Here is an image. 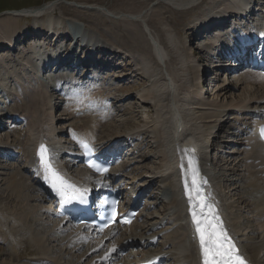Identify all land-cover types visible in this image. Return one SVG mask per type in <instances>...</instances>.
Wrapping results in <instances>:
<instances>
[{"label": "rangeland", "instance_id": "374dc122", "mask_svg": "<svg viewBox=\"0 0 264 264\" xmlns=\"http://www.w3.org/2000/svg\"><path fill=\"white\" fill-rule=\"evenodd\" d=\"M250 1L251 11L253 12L250 21H253L255 25L264 19L262 5L264 4V0ZM144 3V0H0V30L5 29L8 32L7 34L5 31V36L3 35L0 38V47L2 49L0 51V88L2 89L8 88V85L11 84L12 88L10 91H14L12 82L7 83L9 79H1L5 68H10L11 66L23 68L26 64L29 66L32 65L34 60L32 52L34 49L38 48L39 50L41 48L42 51L46 52V55L52 56L64 50L65 47L72 48L74 46V43H69L70 41L68 39L64 40L65 42H62L57 49L52 50L51 46L53 42L46 44L41 41L30 40L27 45H23L22 42H19L17 49L14 51H4L2 48L4 47L2 45L5 44L4 37L10 36L11 31L14 32L13 34L17 35L23 28H33L34 26L40 27L43 32L48 31L45 27V19L47 18L46 13L44 18H34L33 21L31 19L28 21L25 15L13 11L22 10L30 12L34 9L41 7L46 8L48 5H52L51 8L54 10V16H52L54 18L61 16L60 19L63 21L62 24L55 27L56 31L61 29L58 32H64L63 35H70L72 41H74L70 27L73 30L79 28L80 31L83 32L85 38H88L94 33V35H96L95 37H97V42L103 45L114 46L117 52H119L118 55L122 57V59L111 60V58H106V60L111 61L112 64L116 63L121 67L122 70H118L117 73L111 71L108 75L106 73L98 75L97 73L95 76H90L88 73L85 76L87 70H80L78 74H72L67 70L59 72L58 74H53V70L47 71L46 76H38V78L40 77L39 80L42 78L43 86L45 87V81L47 79L52 81L61 74H72L75 77V81L78 82L76 87L82 88L80 92L85 91V89L91 92L93 88V91L98 90L100 92L103 101L109 108L107 109L106 119L96 128L94 140L99 144L102 142H109L115 139L114 137L118 139L124 138V142L127 143L120 142L118 146L120 147V151L124 153V161L123 164L117 166L114 175L122 174L120 176L123 178L124 188H126L128 194L133 195L141 190H146L144 198L147 202V208L142 212L141 218L138 220L137 224L125 230L123 233H115L116 235H114L110 241L104 242L103 238L99 236L91 237L81 229H78V233H80V236H86L88 238V244L81 240L76 241L79 238L72 234L74 231H71L72 229L69 228L70 224L63 226L65 222L55 217L52 213L49 201L43 198L41 193L37 192V179L32 175L33 170L29 169L31 168L29 162L24 161L25 158L23 156H20L21 159L8 158L0 160V236L2 237L1 233H5L4 238H0V264H92V260L97 258H99L98 260L100 262L105 260L106 256L111 252V248H115V246L112 245L115 242L121 245L125 244V240L140 241L145 239L148 241L152 238H156V241L154 245H150L146 251H162L165 254H170L168 255L170 260L169 264H179L180 262L183 264H192L191 261L187 259V257H189L188 255L187 257H182L178 255L175 250V244L184 234L179 228L180 226L183 228L187 223L184 216L182 217L181 211L173 205V200L177 198L176 192L179 191V186L178 181H176L177 178L174 179L175 172L169 171L170 169L166 167L169 157L166 159L165 156L168 155V152H173L174 149L173 147L163 144L165 136L164 133L160 131V124H157L162 108L153 100L152 93L150 92L152 81L157 79L156 81L166 84V76H173L172 70L178 69L179 74L177 75L178 77L175 76V82L182 86H184V83L192 84V88L190 90L188 89L189 92H187L188 90L185 92L183 90L179 91L180 97L184 100L187 97L190 98L194 93L197 94L199 92L200 99L195 103L185 104V101L180 98V100L183 101L182 103L185 104L183 105L184 111L187 110L186 114L191 118L190 120H194H192L193 123L192 121L189 122V125L190 123L192 126H197L196 124H199L198 131H195L196 133H199L202 129L206 130L204 128L208 126V124L213 125V123H210L213 117L217 118L219 115V117H222L225 112L228 113V116H235L233 109L237 107L238 103L244 98H250L256 105H263L264 110V91L259 90L261 89L260 86L258 88V86L246 87L243 84L239 85L236 80V76L239 74H230L228 70H224L225 68H219L220 65H223V62L217 59V57L216 60H211L212 58H207L205 56V52L200 48V43L207 42L212 38V34L207 33L203 39L208 37V40L205 41L202 39V42H200L201 40L199 38L196 40L191 38L193 33H197V27L203 21L202 15L207 11L210 12V14L213 12L211 14L212 16L217 14L218 12L216 11L220 9L223 10L225 2L219 3L217 6L213 0H199V3L190 9H186V7H174V5H168L167 2L163 4L159 0L150 4V6L148 2L146 4ZM82 5L87 6L81 9L83 7ZM90 5H99L105 7L108 11L110 10V12L119 11L124 12V14H131L132 12L130 13V9L132 7H136L140 10L143 8L144 18L139 20V22L113 20L112 17V19L107 17V15L103 14L101 11L97 12V10H93L92 7L91 9ZM142 21L145 22L147 27H145V24H142ZM241 26L243 25L240 24L237 28L239 29ZM169 32L176 38V43L181 46V48H178V51L180 50L183 56L188 59L182 65L177 61V52L174 51V48L169 44L167 38V33ZM157 39L158 41H156ZM152 41H156V43H152ZM158 43L167 57L163 62H158L155 56L154 44L156 45ZM79 44L78 46H74L78 49V52L85 51V44ZM88 44L86 45L90 47V41ZM214 52L218 53L215 50ZM140 56L149 59L147 61L151 64L150 68L151 66L153 67L152 69L161 66L160 69H163H154L155 71L153 74L152 72L144 74L138 65V58L140 59ZM201 58L207 61L205 62L201 60ZM28 59L30 60L26 63L25 61ZM25 69L26 67L23 68L24 73L32 75V78L36 77L33 69ZM124 69L128 72L125 73L123 71ZM91 70H93V68ZM183 70L184 72H182ZM110 75H112V77ZM13 80L15 83L18 82L22 90L25 88V84L21 81ZM239 83L249 84L246 82ZM165 86L164 93L166 94L170 92V89L167 88V85ZM45 89L47 93H49L48 97L52 98V100L46 101L44 97V100H41L40 103L43 105L42 118H49L50 120L48 122L55 130L52 147H56V149L60 150L59 158L62 161V166L67 172V177L74 182L79 181L88 183L91 181L89 176L78 179L81 177L78 171L82 170L83 172V168L77 164V161H75L72 156L63 157L61 154L62 149L71 142L69 135L73 126L77 127L82 120L72 115V113H70L69 116L68 113L65 112L68 96L76 93L74 92V86L65 85L61 90L58 89L57 91L49 90V88ZM18 91L21 90L16 89L14 95H9V97L11 96L10 98L8 95H3L0 92V112L19 111L21 107H24L25 101L18 99L19 97L16 96ZM28 93L26 95H28ZM145 93H148L149 96L145 95ZM11 98L13 100H11ZM49 111H53V114ZM81 112L82 110L78 108L75 113L76 115H80ZM220 112L223 114L221 113V115ZM48 113L50 117H48ZM27 114L30 113H26L23 117L26 121L18 123L17 125L1 128L0 138L14 145L17 140L16 131H14L15 128L20 127L17 129L26 131L27 134L28 126L30 125V121L28 122V120L31 115ZM251 118H253V115L243 117L248 123L251 122ZM239 119H241V117ZM191 125L188 127L190 128ZM240 125L242 127L239 126V128H243V124L241 123ZM35 127H37V129L39 128L38 126ZM39 129L43 133L39 131ZM39 129V133H46L43 131L44 129ZM223 129L224 131L219 134V140L209 139V137L207 139L206 149L208 153L206 155L207 161H204V163H206L205 173L211 178L222 206H226V216L228 220L232 221L234 224L233 229L236 231V234H234L235 239H237V242L242 243L241 245L239 244L240 247L249 253L252 247L257 246L259 253L255 255V261H257V264H264V230L260 229L261 225L257 219V215L253 213L254 203L256 201L250 200L248 190L245 189L248 172H252V168L246 167V164H244V159L247 155V152L244 150L247 148V145L244 140H237L234 144H229V142H226L228 141V139L226 140L228 133L225 126ZM61 132L67 135L61 137V135H59ZM236 135H238V133ZM231 137L234 136L231 135ZM246 137L248 136L245 135L244 138ZM25 140L27 141V136L24 138V141ZM18 141L19 140H17L16 143ZM216 145H219L218 151L212 150L214 147H217ZM69 146L71 147L69 149L71 155H76L73 145ZM67 167L70 168V171H68ZM18 172L26 176V180H28V184H30L31 187L27 186L29 188H27V198L24 196L26 200H17L15 197L12 198L13 194L8 190L12 180V175L10 174ZM213 195L215 196V193H213ZM3 196H8L12 203L8 201V198ZM3 198L7 200H3ZM11 198L16 201H13ZM21 200H23V202ZM16 202H18V204ZM250 202L251 205H248ZM30 213L31 215H29ZM27 214L28 217H26ZM13 215L14 217H12ZM23 216L27 218V222H25ZM18 218H22L23 221H19L18 223V220H16ZM262 223H264V221H262ZM36 237L42 238L43 243L35 242ZM11 239L14 240L13 246ZM187 240H193V235ZM129 243L130 242H128V244ZM41 248H45L46 253H44ZM18 249L21 258L12 261L9 254H11V252L12 255L16 254ZM22 254H24V256H22ZM142 256V252L131 254L124 259V263L131 260L137 261L141 259ZM120 261H123V259Z\"/></svg>", "mask_w": 264, "mask_h": 264}, {"label": "bare ground", "instance_id": "6f19581e", "mask_svg": "<svg viewBox=\"0 0 264 264\" xmlns=\"http://www.w3.org/2000/svg\"><path fill=\"white\" fill-rule=\"evenodd\" d=\"M144 1H145L144 4H146L148 2V5L150 6V4H152L154 2H157L158 0H144ZM159 1L161 3H163V4L164 3L166 4V2H167L168 5H174V7H186V9L187 8L190 9L191 7H194V6H196L199 3V0H159ZM213 1L217 4V6L219 5V3H222V2H225L226 4L224 3L225 6L223 7V10L220 9L219 11H216L218 13L213 15V16L211 15L213 12L211 14L208 11L206 13H204V15H202L203 21L200 23V25H198L199 28L204 26V28L207 30L209 24H214V23L223 21V19L228 17L230 14L237 15V14H241V13L245 12V15H248V14L251 15L250 19L252 17L253 12L251 11V7H250L251 1L250 0H213ZM262 5H263V10H264V4H262ZM82 6L83 7L81 9H84L87 5H82ZM51 7H52V5H50V6L48 5V7H46V8L41 7V8H38V9H34V10L30 11V12L22 11V10L21 11L20 10L13 11V12L21 13V14H23L25 16L32 15L34 18H40V17L44 18L46 16L45 15V13H46L47 14V18L45 19V27L48 29V31H47L48 36L49 35L62 36L64 34V32L61 33V32L56 31L55 27H58L60 24L63 23V21L60 19L61 16L60 17H56V18L53 17L54 16L53 15L54 14V10H52ZM91 7L93 8V10H97V12L101 11L103 14H106L107 17H110V18L112 17L113 20L114 19L115 20H122V21L123 20H129V21H138L139 22V20H142L144 18V13L142 11L143 8L140 10V9H138L136 7H135L136 9L134 7H132L130 9V13L132 12L131 14H124V12H119V11L110 12V10L108 11L105 7H101L99 5H90V8ZM249 11H250V13H249ZM237 22L238 21H234V22H232L229 25V27H226L227 30L221 32V35H222L221 37H219V38L216 37L215 38L212 35V38H210L209 40H208V37L203 39L205 41L206 40H208V41L205 42V43H200V48H201V50H203L205 52V56L207 58H212L211 60H216V55H218L220 53V51H221L220 49H223L224 51H226L227 53H230L233 56L234 55L236 56V53H239L241 51L242 47H243L242 51H245V46L247 44V43H245V41H247L249 39V37L251 39H253L255 37V33L253 31V26L250 27L249 25L245 24L244 21H241V20L239 21L238 25L241 24L243 26L239 27V29H238L237 28L238 25H235ZM142 24H145V22L142 21ZM259 25H260V28H263V32H264V19H262L259 22ZM34 27L37 30L40 29V27H38V26H34ZM61 27H62V25H61ZM145 27H147L146 24H145ZM247 29H248V32H250V36L249 37H244V36H242V34H235V35L233 34V33H238L237 31L245 32ZM27 30H28V28H23L21 30L22 32L23 31L26 32L23 36H27L29 34L27 32ZM5 31H6L5 29L4 30H0V38L3 35L5 36ZM37 32H39V31H37ZM13 33L14 32L11 31V35L10 36L4 37L5 38V44L7 46L12 47V46L15 45L13 43H18L16 39H17V37L20 34L15 35ZM7 34H8V32H7ZM60 34H62V35H60ZM227 34H229V35H227ZM232 34H233V38H234V43H230L229 42V39H230ZM95 36L96 35H94V33H93L91 36H89V38H90L91 41H95L98 44L99 42H97V40H96L97 37H95ZM167 36H168L167 38H168L169 44L174 48V51L177 52V54L175 52V54L177 55L176 56L177 57V61L181 65L184 64L188 59H186V57L183 56V53L180 50L178 51V48H181V46H179L176 43V38L172 34H170V32L167 33ZM191 36H193V37H191L192 39H194L196 37H200L201 38L202 37V33H200L199 35L194 34V35H191ZM27 38L30 39L29 36ZM27 38L25 40L26 41L25 43H28ZM62 39L71 40V36L70 35L68 36V34H65V35H63ZM90 40H88V41H90ZM203 40H201L200 42H202ZM156 41H158V39ZM156 41L155 42L152 41V43H156ZM159 46H160L159 43L156 44V45L154 44V52H155V56H156L158 62L159 61L163 62V61H165L164 59H167V57L164 54V51H162V47L160 48ZM1 50L2 49L0 47V51ZM3 50H5V48H3ZM214 50L216 52H218V53H215ZM112 51H113V49H112ZM108 53H109V55L110 54H118L117 50L115 48H114L113 52H111V49H109ZM108 53H106L105 55H107ZM32 54L34 55V60L35 61L32 62V65L29 66L26 63L30 59L26 60L25 61L26 62L25 63L26 66L25 67H26V69L28 67L29 68L31 67V68H33L34 71H36V69H37V71L39 73H41L43 68H44V65L42 66V61L45 60V59L47 60V58H49L51 55H46V52L42 51L41 48L39 50H38V48L34 49ZM55 54H53V55H55ZM118 57L119 56L117 55L116 58H118ZM28 58H30V57H28ZM136 58H137V56H136ZM25 59H27V58H25ZM104 59L106 60V58H104ZM119 59H121V57ZM147 60H149V59H147L144 56L143 57L140 56V59L138 58V65H139V67L141 68V70H142V72L144 74H148V72H152V74H153L155 70H162L163 69V68L160 69L161 66L160 67L157 66V68H154L155 70L152 69L153 68L152 66L150 68L151 64ZM201 60H204L205 62L207 61L206 59H203V58H201ZM136 64H137V62H136ZM25 67L23 66V68H25ZM23 68L12 67V66L10 68H5L4 74L1 77V79H5V80L9 79L7 83L12 82V86H14L15 90L16 89L17 90H21V91H18L16 96L19 97L18 99H21V100L25 101L24 107L23 108L21 107V110L13 111L12 113L16 112L15 113L16 116L18 115L20 117L21 116H25L26 113H30L31 114V115L27 114V115H30V119L28 120V122L30 121V125L28 126V130L26 129L28 131V133L26 134V131H22V130L17 129V128H20V127L15 128L14 131H16L15 132L16 139L19 140V141L16 143V141H17L16 140L15 144L11 145V146L17 150V153H19L21 156H23L25 158V161H27L31 165L35 166V168H37L38 171L41 172V171H43V169H42V167L39 164V160H38V157H37V150H38L39 146L43 143L47 147V149L49 150V156L51 158V162L53 164V167L64 178L65 175H67V173L59 168L58 157H57L58 151H56L53 148L49 147V145H51V140L54 137V131L55 130H54L53 126L50 125V123L48 122L50 120L49 118H46V119L44 117L42 118L43 105L40 102H41V100H44V97H45L46 100H48V98H49L48 95L49 94L45 93V90L43 88L42 79L39 80L40 77L38 78V76L32 78V75H30V74L27 75L26 73H24ZM151 69H152V71H151ZM166 69H167V67H166ZM118 70L120 71L122 69H118L117 68L115 71L111 69V71H113L115 73H117ZM180 70H182V69H180ZM111 71L109 70L107 72L110 74ZM123 71L125 73L128 72L125 69ZM182 72H184V70ZM108 73H106V74L108 75ZM172 74H173V76H171V75H170V77L166 76L167 77V79L165 80L166 84H164V83H162L160 81H156L157 79L156 80L154 79L152 81V84H151V87H150L151 88L150 92L152 93L153 100L158 104L159 107L161 106V108H162V109L160 108L161 111H160V115H159V119H158V123H157V124H160L159 125L160 131L162 133H164V136H165L164 143L163 142H161V143H163V144H165L167 146L173 147V149H174L173 152H168V155L165 156L166 159L169 157L167 159L168 163H166V165H167L166 167L170 168L169 171H174L175 172L174 179L177 178L176 181H178V186H179L178 189L180 188V190L176 192L177 198H175L173 200V205L175 207H178L180 209L182 215H185V218L187 216L188 221H189V226H188V224L186 226L184 225L183 228H182V226H180L179 229L181 231H183L184 234L182 235L183 237H181L179 239V241L175 244L176 245L175 248H176V251L178 253L180 252L181 254L185 255L186 257L188 255L189 257H187V259H189L192 264H203L202 254H201L200 247H199L198 236H197V240L195 242H190V241L187 240L188 238H191L192 235H194L195 226L193 225L192 220H191V215H190V211H189V204H188V198H187V195L185 194V190H184V180H185V176L187 175L189 185L191 186V172L188 169V159L189 158H192L194 161H197V160L200 161L201 160V162H198V163L196 162L197 165H198V168L200 170L202 169L201 170L202 171V175H204V172H206V170H205L206 163H204V161L205 162L207 161V156L206 155L208 153V151L206 149V144H207V136H206V134L209 131L208 134L211 137L214 136V140H219L220 139V138H218V137H220V135H219L220 133H215L216 129H214V127L218 124V120L220 118L219 117L220 115L219 116L217 115L218 116L217 118L213 117L212 122H210V123H213V125L208 124V126H206L207 128L206 127L204 128L206 130L202 129L201 131H199V133L195 132V131H198V128H199L198 125L199 124H196L197 126H195V125L192 126L191 123H190L191 127L189 128L188 127V126H190L189 122H191L193 119L190 120L191 118L186 114L187 110L184 111L183 105L197 102L198 99H200L199 98V94H198L199 92L197 94L194 93L190 98L187 97V98H185L183 100V98L180 97L179 91L183 90L185 92L188 89L190 90L192 88V84H189V83L185 84L184 83L183 84L184 86H182V85L177 84L175 82V80H174L175 76H177L179 74L178 73V69L177 70L174 69V71L172 70ZM155 75H158V74H155ZM164 75H167V74H164ZM110 76L112 77V75H110ZM10 78H13L15 80L21 81L23 84H25V88L22 90V87L18 84V82L15 83V81L13 79H10ZM65 78L66 77L61 76L57 80V82L61 83L63 80H65ZM236 80H237V83L239 85L243 84L246 87L258 86V88L260 86L261 89H259V90L260 91H264V77L261 76V75L254 74V73H251V72H244V73L239 74L236 77ZM239 82H246V83H249V84H244V83H239ZM165 85H167L168 86L167 88L170 89L169 93L167 91H165V92H167L166 94L164 93V89L166 87ZM11 88H12L11 84H9L8 88H3V89L0 88V92L3 95H11L10 94V89ZM189 90L187 92H189ZM145 92H147V91H145ZM27 93H28V95H26ZM92 95L94 96L92 98H95L99 102H97L96 104L92 103L91 105H95V107L94 108L91 107L90 110H87V111H85V112H83L81 114L80 119H82V120L79 122V124H78L79 126L78 125H77V127L73 126L74 127L73 130H74V132L77 135H79L80 138H78V139H83V140L87 139V140H90L91 142H93L95 144L96 142L94 141V134H95V130H96V125L98 123H100V121H98V118L107 116L106 113H105V111L107 109H105L106 106L103 103L102 96L98 92L95 91ZM145 95H148V93L147 94L145 93ZM188 96H190V95H188ZM183 97H184V95H183ZM180 98H182V100L185 101V104L182 103L183 101L180 100ZM87 99H88L87 96H82L81 95L82 104L90 105L91 102H88ZM247 102H253V101L250 98H244L243 100H241L238 103L237 107H234L233 110H237L235 108H239V106H241V105H243V104H245ZM78 105H79V103H77L76 100L70 99V102L66 106L68 108V112H69L68 115L69 116H70V113H72V115L77 117V115L75 114V109H76V107ZM187 107H188V105H187ZM239 109L241 110V114H240L241 116H243L245 111H247V109H245V110H243V108H239ZM255 109H257V107ZM52 112H50V113H52ZM221 113L222 112H220V114ZM20 117H18V119H21ZM48 117H50V114H49ZM239 118H240V116L235 117L234 118L235 122L231 123V124H230V122H228L227 125L225 126V128L227 130V133H229L230 130L232 129L231 126L234 125V127H233L234 133H232L234 137H233V140H231V141L229 140V144L232 143V142L235 143L237 140H244L246 142L247 148L244 151L247 152L246 153L247 155H246V157L244 159L245 160L244 164H246V167L248 166V167L252 168L251 169L252 172H248L247 185H246L245 189L248 190V195H249L250 200L251 201H256L254 203L255 204L254 209H253L254 212L253 211L252 212L257 215V219L259 220V223L261 225L260 229L264 230V223H262V221H264V216H263V214H264V195H263L264 194V181H263L264 180V143L258 137V130H260L259 126L264 124V115H262L261 113L256 114L254 116V118H253L254 119L253 126L250 127V128H247L248 125L246 124V122L242 118L241 119H239ZM193 121H192V123H193ZM51 122H53V121H51ZM241 123L243 124V128H239V126L242 127L240 125ZM51 124H54V123H51ZM180 125L183 127V130L181 132L178 130V127ZM35 126H38L39 128L44 129L43 131L46 132V134L45 135L42 134L43 132L38 128L39 131L42 132V133H39L37 127H35ZM14 131H13V133H14ZM223 131H224V129H223ZM253 131H254V134L252 135ZM245 132H249L248 135H251L250 136V140L248 139L249 137H246V138L243 137ZM158 133H159V131H158ZM237 133H238V135H236ZM61 135L63 137L65 135V133L62 132ZM26 136H27V141L26 140L24 141V138ZM114 138L116 140H118L117 137H114ZM1 139L2 138H0V141H1ZM216 146L217 147H214L213 150H217L218 151L219 145H216ZM182 164H183V168L181 167ZM16 168H17V166H16ZM67 169H68V171H70V168L67 167ZM78 172L81 174V177L78 178V179H83L84 177L90 176L89 173L87 171H85V170H83L84 174H83L82 170H80ZM10 175H12V178H11L12 180H11L10 186L8 187V190L11 192V194H13L12 198L15 197V198H17V200H19V199H23V200L25 199L26 200V198H27L26 194H27V188H28L27 186L30 187V184H28V180H26V176H24L20 172L15 173V174H10ZM40 177H45L44 171L42 172ZM76 178H77V176H76ZM202 178L207 181V186H206L207 196L209 198H212V197L214 198V204L216 206L217 214L222 216V218H223L222 220L224 222L223 225L229 230V232L231 231L233 234H236V231H234V229H233V227H234L233 222L228 220V218L226 216V210H227L226 206H222L221 200H220V198L218 197V195L216 193L215 186H213L211 178H208V177H205V176H203ZM244 179H246V178H244ZM67 181H68V183L74 185L75 187L85 184V183L81 184V182H79V181H76L75 182L76 184H75V183H72L71 181H69L68 179H67ZM240 181H242V180H240ZM208 192L215 193L216 197L213 196L212 194L208 193ZM24 196H26V198H24ZM33 196H34V194H33ZM193 196H195L194 191H193ZM3 197L8 198V196L7 197L3 196ZM5 198H3V200H7ZM12 200L16 201L14 199H12ZM23 200H21V201L23 202ZM8 201L11 202V200L9 198H8ZM16 203L18 204V202H16ZM248 205H251V202ZM239 209H240V207H239ZM35 212H36V210H35ZM54 214H56L55 211H54ZM29 215H31V213ZM12 217H14V215ZM17 217H15V218H17ZM26 217H28V214H27ZM26 217L23 216V219L25 220V222L28 221ZM23 219L22 218H18L16 220H18V223H19V221L22 222ZM63 221L65 222V225L69 224L65 220H63ZM69 228L72 229L71 231H74V233H72L73 235L77 236L79 239H81V241H83L84 243L88 244V240H83V237L80 236V233H78V229L79 228H75V227H72V226H69ZM116 232L117 231L113 230L111 233L107 234L106 235L107 236L106 238L108 239L107 241H109L112 238V234H114ZM1 235H2V237L0 236V238L2 239V238H4L5 233L3 232V233H1ZM14 238H15V236H14ZM13 241L14 240L11 239L12 246L14 245ZM76 241H78V240H76ZM35 242H37V243L42 242V238H37L36 237L35 238ZM128 242H130V243L128 244ZM125 244H126L125 247H127V245L132 246V245L136 244V242L127 241ZM239 244L241 245L242 243L239 242ZM117 245H118L117 243L114 244L115 247ZM96 247H98V246H96ZM16 248H17V246H16ZM240 248L246 254V259L244 258V260L246 261V264H257L256 263L257 261H255V257H256L255 255L257 253H259V249H257V246L256 247H252L250 249L251 251H249V253L247 251H244L242 249V247H240ZM41 249L44 251V253H46L45 252V250H46L45 248H41ZM262 249H263V247H262ZM22 250H24V249H22ZM113 250H114V248L113 249L111 248V252ZM245 250H246V248H245ZM18 252H19V249H18L16 254L12 255V252H11V254H9L10 258H12V261H15V260H18L19 258H21V254L18 253ZM116 255H118V252L115 253V256ZM22 256H24V254H22ZM144 258L150 259V258H152V256L147 255ZM98 259L99 258L92 260V264H100V261ZM105 259H108V255L106 256ZM180 259H181V257H180ZM38 264H44V263H38Z\"/></svg>", "mask_w": 264, "mask_h": 264}, {"label": "snow or ice", "instance_id": "6c2138e0", "mask_svg": "<svg viewBox=\"0 0 264 264\" xmlns=\"http://www.w3.org/2000/svg\"><path fill=\"white\" fill-rule=\"evenodd\" d=\"M70 98L76 100L77 103H82L80 94H75ZM88 106L95 107V105ZM259 135L260 139L264 140V128L259 130ZM76 143L86 155L91 156L95 151L86 140L77 139ZM37 157L45 173V179L50 180L51 186L57 192L62 204L69 203L72 200H79L81 203L85 202L83 196L87 189L82 192L74 185L68 183L57 172L53 167L49 150L45 145L41 144L39 146ZM88 167L100 174L107 172L106 167H103L92 159H89ZM181 167L183 168V164ZM188 169L191 172V186L186 175L184 190L188 198L191 220L199 239L203 264H246V261L239 254L235 243L224 228L214 205L209 203L207 197L203 195L202 185L206 184L207 181L200 177L198 165L192 158L188 159ZM193 191H195V196H193ZM113 219H115V213L113 214ZM122 222L130 223V220L125 218Z\"/></svg>", "mask_w": 264, "mask_h": 264}]
</instances>
